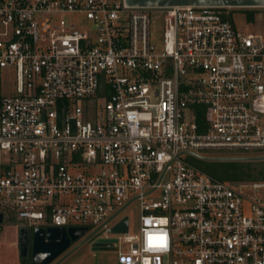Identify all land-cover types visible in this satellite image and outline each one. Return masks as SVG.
Instances as JSON below:
<instances>
[{
  "label": "built area",
  "instance_id": "built-area-1",
  "mask_svg": "<svg viewBox=\"0 0 264 264\" xmlns=\"http://www.w3.org/2000/svg\"><path fill=\"white\" fill-rule=\"evenodd\" d=\"M234 9L0 0V76L13 75L0 88L1 221L104 229L92 242L108 239L115 264H264V198L245 213L248 181L193 162L264 159V36L237 30Z\"/></svg>",
  "mask_w": 264,
  "mask_h": 264
},
{
  "label": "rangeland",
  "instance_id": "rangeland-1",
  "mask_svg": "<svg viewBox=\"0 0 264 264\" xmlns=\"http://www.w3.org/2000/svg\"><path fill=\"white\" fill-rule=\"evenodd\" d=\"M244 8L234 9L231 11V20L234 27L237 30L245 32L261 33L264 36V7H256L254 18L252 21H248L242 11ZM152 17L151 29L154 34L155 41L159 38V32L161 30L160 16L158 13H151ZM68 18L70 22L79 26L83 23V20L76 19L75 16H65L64 20L67 23ZM0 88L2 94H10L13 90V75L10 71H3L0 76ZM99 103L100 100L97 99ZM201 159H193L194 165L201 171L211 174L220 172L224 169L228 162L235 163L242 168H251L253 174L259 168L263 167L264 159L255 160H242L235 158H260V154H231L221 151L206 152L201 155ZM259 177L254 179H244L242 181H248L245 187L241 188L244 195L243 211L248 213L249 201L248 199L264 198V188L259 191H255L250 187L251 181H263ZM230 181V180H225ZM231 182V181H230ZM241 182V181H239ZM128 216V231L130 233H136L138 230V210L135 204H131L123 210V213ZM95 228H91L89 232ZM87 232V233H89ZM85 234L80 235L78 238L70 243V246L61 252L53 261H56L61 257L68 249L76 245ZM110 236L104 229H99L81 244H79L73 251H71L59 264H115L116 253L109 250H93L91 247L92 240L97 237ZM121 248V247H120ZM123 248V246H122ZM0 264H31L30 259H18L16 251V227L14 219L0 221Z\"/></svg>",
  "mask_w": 264,
  "mask_h": 264
},
{
  "label": "water",
  "instance_id": "water-1",
  "mask_svg": "<svg viewBox=\"0 0 264 264\" xmlns=\"http://www.w3.org/2000/svg\"><path fill=\"white\" fill-rule=\"evenodd\" d=\"M132 6L163 7L173 5L195 6H229L236 8L264 7V0H125ZM1 221V214H0ZM127 219L123 217L112 230L126 231ZM86 231L85 227H57L35 226L31 230L27 226L16 227V251L18 259H30L31 264H47L54 260L61 252L70 246V243ZM92 235L88 233L76 245L68 249L53 264L61 262L79 244ZM108 239H96L92 242L93 250H106Z\"/></svg>",
  "mask_w": 264,
  "mask_h": 264
},
{
  "label": "trees",
  "instance_id": "trees-1",
  "mask_svg": "<svg viewBox=\"0 0 264 264\" xmlns=\"http://www.w3.org/2000/svg\"><path fill=\"white\" fill-rule=\"evenodd\" d=\"M246 20L252 21L254 18V14L256 9L254 8H244L242 9ZM251 168H242L239 165H236L235 163L228 162L227 165H225L224 169L220 172L211 173L210 176L218 179V180H230V181H242L244 179H254L256 177H259L261 179H264V164L262 168H259L255 174L251 172ZM11 220L12 219H7Z\"/></svg>",
  "mask_w": 264,
  "mask_h": 264
},
{
  "label": "flooded vegetation",
  "instance_id": "flooded-vegetation-1",
  "mask_svg": "<svg viewBox=\"0 0 264 264\" xmlns=\"http://www.w3.org/2000/svg\"><path fill=\"white\" fill-rule=\"evenodd\" d=\"M86 235V234H85Z\"/></svg>",
  "mask_w": 264,
  "mask_h": 264
}]
</instances>
